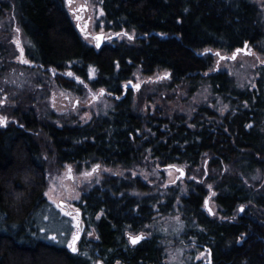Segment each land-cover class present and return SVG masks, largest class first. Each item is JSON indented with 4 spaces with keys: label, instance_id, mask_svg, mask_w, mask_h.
<instances>
[{
    "label": "trees",
    "instance_id": "obj_1",
    "mask_svg": "<svg viewBox=\"0 0 264 264\" xmlns=\"http://www.w3.org/2000/svg\"><path fill=\"white\" fill-rule=\"evenodd\" d=\"M101 6L105 29L135 33L131 41L90 45L65 0H0V19L15 14L35 67L69 90L82 81L115 100L109 115L85 125L39 118L25 96L0 110L7 121L0 123V264H164L161 236L136 245L128 237L149 233L158 214L176 209L185 225L182 239L207 249L211 264H264V178H253L264 173V73L253 90L238 89L226 72L209 75L213 94L231 108L219 115L201 107L190 123L161 110L145 123L134 110L130 83L138 68L145 74L162 69L174 84L195 90L216 54L264 42L261 10L250 0H101ZM149 156L167 167L196 168L208 160L206 177L161 202L140 178L110 176L79 203L96 240H83L77 253L52 241L45 228L47 212H56L46 198L52 167L100 163L132 170ZM208 186L221 219L204 209Z\"/></svg>",
    "mask_w": 264,
    "mask_h": 264
},
{
    "label": "rangeland",
    "instance_id": "obj_2",
    "mask_svg": "<svg viewBox=\"0 0 264 264\" xmlns=\"http://www.w3.org/2000/svg\"><path fill=\"white\" fill-rule=\"evenodd\" d=\"M250 1L261 10L264 19V0ZM65 4L81 36L92 46L94 40L83 36L82 31H88L92 35L103 34L104 45L131 41L135 36V33H115L105 29L101 0H65ZM82 5L85 7L81 8ZM82 22L88 23L87 29ZM17 24L13 12H6L0 19V110L8 109L9 106L16 107L17 100L25 96L33 101L32 106L39 118L59 123L78 122L83 125L106 117L114 110L115 100L106 90L94 89L82 81L78 82L79 89L69 90L58 83L52 72L46 73L35 67L36 65L26 56L25 48L28 42ZM232 57L233 53L216 54L211 71L203 74L204 80L199 82L195 90L191 89L190 83L174 84L168 70L159 69L151 74H145L138 68L131 79L132 88L139 85V89L133 91L134 110L142 115L145 123L157 110L163 111L165 116L171 119L180 118L187 123L197 119L196 114L201 107L210 108L219 115H224L230 110V105L213 94L211 86L205 79L216 72H226L238 89H255L257 80L264 73V42L249 46L246 53L241 52L236 58ZM90 77L91 80L96 78L95 70L90 73ZM4 119L5 116L0 113V123ZM207 165L208 160H204L201 166L196 168L185 164L167 167L149 156L141 166L132 170H124L121 167L109 168L100 163L52 167L46 198L56 212H47L49 216L47 227L45 226L47 233L52 234L53 242L59 241L68 247L78 230L79 220L77 215L68 214L59 203L66 202L72 209L79 210L82 197L95 187H101L110 176L140 178L149 185L154 194H157L161 202H164L176 191L187 194L191 188L190 183L200 182ZM253 178L259 181L264 178V173H257ZM208 189L206 203L214 212L211 217L221 219L214 202L216 192L211 186H208ZM245 208L243 211L240 210V214ZM204 209L209 215L206 204ZM155 219L148 226L149 233L132 235L135 237L142 235L146 238L151 235L161 236L167 251L164 264H211L207 249H198L195 241L187 242L182 239L185 225L178 209L169 216L162 217L158 214ZM85 222L83 238L77 245L79 250L83 240H96L95 229L89 226L86 220ZM94 264L101 262L97 261Z\"/></svg>",
    "mask_w": 264,
    "mask_h": 264
},
{
    "label": "water",
    "instance_id": "obj_3",
    "mask_svg": "<svg viewBox=\"0 0 264 264\" xmlns=\"http://www.w3.org/2000/svg\"><path fill=\"white\" fill-rule=\"evenodd\" d=\"M84 16V15H82ZM83 26L85 27V29H87L88 27V23L87 22H82ZM82 34L83 36H85L86 38H89L91 37L93 40H94V46L97 48V49H100L104 46L103 42H104V36L103 34H97V35H92L91 33H89L88 31H82ZM247 48H248V45L246 44L242 49H239V50H236L235 53L233 54V57L232 58H236L237 55L239 53H246L247 52ZM250 53V52H249ZM251 54V53H250ZM132 83V82H130ZM132 85V84H131ZM139 86V85H138ZM139 87L135 86V90H138ZM59 205L66 209L67 213L70 214V215H77L78 217V225H77V232L73 235V236H76L78 235L79 236V239L76 241V247L78 245V243L82 240L83 238V235H84V231H85V227H86V223L85 221L83 220V215H82V211L79 209V210H74L71 208V206L66 203V202H60ZM206 207L209 211V214L212 216L214 214L213 210L208 206V203H206ZM142 235L138 236V237H141ZM135 237V236H132V235H129V241L131 243V245H136L138 243H140L143 239H145L146 237L145 236H142V239H139L136 243H133L132 242V238ZM71 250V249H70ZM72 253H77V252H73L71 250Z\"/></svg>",
    "mask_w": 264,
    "mask_h": 264
},
{
    "label": "snow or ice",
    "instance_id": "obj_4",
    "mask_svg": "<svg viewBox=\"0 0 264 264\" xmlns=\"http://www.w3.org/2000/svg\"><path fill=\"white\" fill-rule=\"evenodd\" d=\"M85 6L82 5L81 8H84ZM137 87H139L137 85ZM4 123H7L6 119H4ZM241 211H243V206H241ZM79 239V236L76 235V236H73L72 238V241L68 244V247L73 251V252H78L79 249L76 247V241ZM139 239H142V236L141 237H133L132 238V242L133 243H136Z\"/></svg>",
    "mask_w": 264,
    "mask_h": 264
},
{
    "label": "flooded vegetation",
    "instance_id": "obj_5",
    "mask_svg": "<svg viewBox=\"0 0 264 264\" xmlns=\"http://www.w3.org/2000/svg\"><path fill=\"white\" fill-rule=\"evenodd\" d=\"M78 218V217H77Z\"/></svg>",
    "mask_w": 264,
    "mask_h": 264
}]
</instances>
